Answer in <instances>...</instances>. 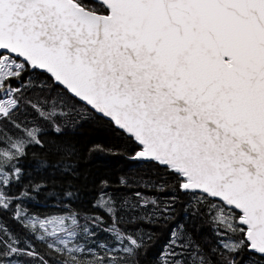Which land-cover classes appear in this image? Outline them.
<instances>
[{"label": "snow or ice", "instance_id": "obj_1", "mask_svg": "<svg viewBox=\"0 0 264 264\" xmlns=\"http://www.w3.org/2000/svg\"><path fill=\"white\" fill-rule=\"evenodd\" d=\"M0 264H264V0H0Z\"/></svg>", "mask_w": 264, "mask_h": 264}]
</instances>
